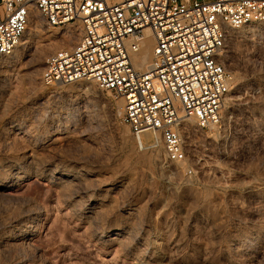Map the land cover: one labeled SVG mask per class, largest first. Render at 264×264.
I'll use <instances>...</instances> for the list:
<instances>
[{
    "label": "rangeland",
    "instance_id": "374dc122",
    "mask_svg": "<svg viewBox=\"0 0 264 264\" xmlns=\"http://www.w3.org/2000/svg\"><path fill=\"white\" fill-rule=\"evenodd\" d=\"M42 22L44 27L61 31L68 26H48ZM254 27V31L246 34L241 33L242 28L231 32L224 54L234 80L228 102L217 124L207 128H200L196 120L185 124L183 159L169 156L162 141L163 147L158 146L156 151L152 146L149 148L151 143L140 145L125 121L124 100L99 88L95 82L44 87L41 78L46 64L38 75V90L26 88L31 85L28 80L18 90L0 80V158L7 159L1 152V143L6 141L3 134L9 127L8 116L41 123L40 119L54 111L61 112L54 124L40 127V132L51 125L60 129L66 152L79 155L84 150L85 165L100 172L102 181L113 183L132 178L123 194L115 193L123 206L114 212L119 217L126 215L133 205L143 208L137 219V227L143 221L142 228L136 227L135 233L145 232L159 238L165 256L169 257L165 264H264V25ZM71 44H60L54 52L70 48ZM26 60L22 55L16 63L3 67L1 59L0 69L10 72L23 68ZM81 82L94 85V91L78 96L76 85ZM125 128L126 144L121 133ZM79 137L84 140V146L76 141ZM18 141L10 140L9 147L21 150L25 143ZM136 150L158 160L149 162L152 167L148 162L140 164L136 158L130 160ZM49 179L30 175L14 183L9 181L10 187L0 192V230H3L0 234L14 230L11 220L20 211L30 209L31 213L35 209L33 213H40L38 217L42 221L37 232L34 228L27 239L15 240L12 248L0 246V264H141L135 251L122 250L120 242L101 243L95 234L102 230V224L90 227L89 219L79 217L69 200L62 197V187ZM113 220L105 222L109 225ZM134 241L140 247V242Z\"/></svg>",
    "mask_w": 264,
    "mask_h": 264
},
{
    "label": "built area",
    "instance_id": "2783aa9c",
    "mask_svg": "<svg viewBox=\"0 0 264 264\" xmlns=\"http://www.w3.org/2000/svg\"><path fill=\"white\" fill-rule=\"evenodd\" d=\"M34 14L48 26L81 29L72 47L49 56L44 86L92 81L114 92L139 144L159 138L181 160L188 118L200 128L220 122L234 86L224 57L231 32L264 25V0H0V60ZM148 32L153 57L140 69Z\"/></svg>",
    "mask_w": 264,
    "mask_h": 264
},
{
    "label": "bare ground",
    "instance_id": "6f19581e",
    "mask_svg": "<svg viewBox=\"0 0 264 264\" xmlns=\"http://www.w3.org/2000/svg\"><path fill=\"white\" fill-rule=\"evenodd\" d=\"M253 27H254V25L250 24V25L243 27L242 29L240 28L241 33L246 34L248 32L254 31L256 27H254V28ZM65 29H66L65 31H61L59 29H52V28L44 27V24L42 22L40 15L34 14L32 17L31 24L28 26V29L24 33L19 44L16 46V48L7 57H4L1 61L3 64L2 66L6 67V66H8L9 63H16L17 61H19V58L22 55H25L27 60L24 64V67L23 68L19 67L20 69L14 68V69L10 70V72L7 71V69L6 70L0 69V80L2 79V80L7 81L6 83H8V85L10 84L11 88L17 89V90L19 87L21 88V86L23 84H26L25 82H26V80H28L29 83L31 82V85L33 83L35 85L34 86L28 85L26 88L29 89V86H30V87H33V90H38L39 86H38V82H37L38 80L37 79L40 77V76L38 77V75L41 72L43 64L47 63L49 56L51 54L55 53L54 51L56 49H58L57 48L58 45L65 44V43L71 44V42H72L71 45H73V43L75 41H77V39L81 35V29L77 28L76 26L68 25ZM71 45H68V46H71ZM68 46L65 45V47H68ZM154 47H155V39L153 38L152 34L150 32H148V38H147L146 42L144 43V45L141 49V52L139 53V55L136 58L137 66L140 69H146L148 67V65L150 64L152 57H153ZM21 64H19V65H21ZM22 66H23V64H22ZM12 67H13V65H12ZM26 70L30 71L29 74L25 72ZM39 85L41 88L42 87L41 84H39ZM76 89H77L78 96H80V95H83L84 93L88 92V94H89L90 91H94L95 86L91 85V84L89 85V83H85V84L82 83V84H79L78 86L76 85ZM52 90H54V89H52ZM28 92H29V90H28ZM24 93H23V95H24ZM25 94H28V93H25ZM53 95H51V97ZM8 96H11V94ZM26 96L27 95H25V97ZM28 97H30L29 94H28ZM47 98H49V97H47ZM46 105H47V103H46ZM21 113H22V111H21ZM60 113L57 111H54L50 116H45V117L42 114V116L44 118L42 121L40 119L41 123H37L34 121H27L24 119H22V120L21 119L19 120L16 118L14 119L13 115L8 116V118H6L8 121L7 124L9 127H7L6 130L4 129L5 133L3 134V136L5 137L6 141L4 140V142L1 143L2 144L1 152L7 156V159L3 160L4 158L3 159L0 158L1 160H3L2 162L0 160V192H2V190L4 188L6 189V188L10 187V184H8L9 181H11V182L13 181V183H14V181L24 179L30 175H36V176H39L41 178H48V179L50 178L49 180H52L58 186L60 185L62 187V190H63L62 191V193H63L62 197H64V199H66V201L69 200V203H71L74 212H76L79 217H87L89 219L88 224L90 223V227H92L91 225L95 226L96 224H99V223L102 224V230L100 232H96V234H95L96 238L99 241H101V243L117 242V241L120 242L121 243L120 245H122V247H123L122 250H125L129 253L130 252L132 253L135 251L136 259H138L139 263H141V264H165V260H167L166 259L167 256H165V254L162 250L163 247H162V243L158 240L159 238L158 239L155 237L152 238V237L144 234L145 232L139 233V231H137L138 234L135 233L136 227H137V221H138L137 219H138V217L141 216L140 211H142L143 208L141 207L140 208L141 210H140L138 207V204H137V206L136 205H133L132 207L130 206L131 208H129L127 213H125L126 215H121L119 217L114 212L116 210V208L119 210L121 208V206H123V205H121L122 203H120V201L118 202V200H120V199L116 198L115 193H117V192L121 193L122 192L121 194H123V192L125 190H127L126 188L129 186L128 181H131L132 178H130V180H128V181H125L124 179H120V180L117 179V180H115L116 182H113V183H108V182H105L104 180L102 181V179H100V177H99L100 172H96L93 169H91V167L88 168L85 165L86 164L85 163L86 158L82 157L84 150H83V152L78 151L80 153L79 155H74V154L72 155V153L70 154V152L69 153L66 152V149L64 147V142H65L64 140L65 139H64V137L61 136L60 129L56 130V127L53 129V127L51 125V127L48 126L49 128L44 129L45 131L43 133L40 132L41 131L40 127L43 126V128H45L44 126H47V124H49V125H50V123L54 124L55 119L60 118ZM9 115H11V114H9ZM21 117H25V116H21ZM39 117H41V116H39ZM193 120H195V119L188 118L187 119L188 122L186 121V124L187 123L188 124L194 123L195 121L193 122ZM60 121H62V120L60 119ZM16 128H18V130H20V131L16 132V130H17ZM121 133H123V139H124V143H125L126 142L125 140L128 137V130H126V128H125V130ZM66 134L70 136V133L69 134L66 133ZM70 137L74 138L75 136H70ZM10 140H14V141L20 140L22 143L24 142L25 145L21 150L20 149L19 150L18 149H12L11 147H9V146H11V145H9ZM82 140L80 139V137L76 139V141H79L80 143H82L84 141V140L83 141ZM18 142H13V143H18ZM134 143L137 144L136 142H134ZM160 143H161V140L159 138H157L155 141H153L151 143V145H149V148H150V146H152L151 148H154V150L156 151L157 147L160 146ZM84 144L85 143L83 142V146H84ZM16 145H14V146H16ZM20 145L22 146V144H20ZM160 147H163V146L161 145ZM147 148L148 147H146V150H147ZM89 149H91V148H89ZM160 150H162V149L160 148L159 151ZM152 151H153V149H152ZM152 151H151V154H152ZM86 152L84 154H86ZM134 152H132L131 156L129 155L130 160H132L133 158H136L135 160L136 161L138 160V162H140V164L142 162H148V164L150 165V163H153L158 158V157L157 158L155 157L156 159H154L153 156H149V155L146 156L145 154H143L145 152H143V153L139 152L140 154H138L137 150L135 153ZM88 156H90V155H88ZM95 157H97V156H95ZM124 162H126V161H124ZM134 163L136 164V162H134ZM130 164L127 163L126 165L130 166ZM143 164L145 165V163H143ZM151 165H150V167H152ZM133 167H135V166H132V168ZM1 171L3 172V174ZM118 173H120V171ZM116 190H118V191H116ZM128 190H130V189H128ZM98 191H101L102 194H98ZM127 193H128V191H127ZM206 194H208V193H206ZM207 197H208V195H207ZM208 200L206 199V201H208ZM123 202H126V201H123ZM140 206H141V204H140ZM18 208H19V206H18ZM29 210L28 211H26V210L20 211L17 214V216L11 220V223L13 224L14 230L3 232L2 234H0V246H8L9 245L11 247V245H13V243H15V240L27 239L28 234H31L32 231H34V228H35L36 232L38 231V226H40V224L42 222L41 219H39V217H38V216H40V213H38V212L33 213V210H35V209H33V210L31 209L32 211L30 213ZM15 211L17 212L16 209H15ZM26 212H28V213H26ZM145 214L146 213H144V215ZM111 218L114 219L113 220L114 222L113 223L111 222L110 223L111 225L110 224L108 225L105 221L107 219L109 220ZM79 219H81V218H79ZM141 219H143V218H141ZM140 222H143V221H141V220L139 221L138 227L140 225ZM105 223L107 225H105ZM31 227L33 228V230ZM140 227L142 228L141 225H140ZM169 230H171V229H169ZM183 237H184V235H183ZM13 240H14V242H13ZM134 240H137L138 242H140V244H141L140 247L135 246ZM178 241H180V239H178ZM178 241H175V242L177 243ZM168 242H169V239H168ZM170 242H171V240H170ZM182 242H183V240H182ZM182 244H184V243H182ZM176 245H179V244H176ZM170 246H172V244ZM174 246H175V244H174ZM181 247H182V245H181ZM1 257H2V255H1ZM167 258H169V257H167ZM174 258H175V256H174ZM2 260H4V259H2ZM33 262H35V261H33ZM40 264H42V263H40Z\"/></svg>",
    "mask_w": 264,
    "mask_h": 264
}]
</instances>
